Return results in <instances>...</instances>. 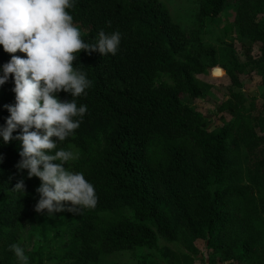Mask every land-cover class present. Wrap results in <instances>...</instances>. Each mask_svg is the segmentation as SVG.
<instances>
[{"label":"trees","instance_id":"trees-1","mask_svg":"<svg viewBox=\"0 0 264 264\" xmlns=\"http://www.w3.org/2000/svg\"><path fill=\"white\" fill-rule=\"evenodd\" d=\"M69 9L86 43L98 33L119 31L115 56L82 51L74 67L92 81L86 95L76 98L87 113L74 135L56 150L72 145L80 158L68 170L83 173L94 186L95 208L72 207L48 216L35 211L41 180L20 171L21 143L0 136V264H15L9 246L18 233L35 226L43 240L57 242L44 258L27 255L29 264H100L102 255L154 250L161 260L149 264H194L200 256L195 242L205 244L208 263L264 264V132L258 133L244 105L245 94H232L219 106L230 124L210 128L200 113L186 104L203 88L196 81L220 64L233 86L250 66L264 82V0H200L197 18H217L235 7L233 27L244 38L245 62L232 45L218 49L187 37L158 0H73ZM252 43L259 44L257 55ZM24 57L26 54L17 52ZM11 54L0 45V75ZM220 62V63H219ZM14 76L0 86V128L15 104ZM71 100L68 92L56 94ZM236 99V101H234ZM264 131V119H256ZM16 132L13 136L17 135ZM21 179L25 192L13 188ZM263 192V194H262ZM129 209L131 217L101 225L99 212ZM181 242L188 253L161 249L157 239ZM135 264V263H117Z\"/></svg>","mask_w":264,"mask_h":264},{"label":"clouds","instance_id":"clouds-1","mask_svg":"<svg viewBox=\"0 0 264 264\" xmlns=\"http://www.w3.org/2000/svg\"><path fill=\"white\" fill-rule=\"evenodd\" d=\"M73 7V0H0V45L11 54L3 65L0 86L14 76L16 100L4 105L10 116L0 136L4 143L20 141L21 160L16 167L28 170V178L41 180L35 211L43 214L47 210L48 216L64 211L65 202L72 206L69 211L97 205L94 186L83 173L66 167L78 154L56 150L53 137L63 142L74 135L88 111L76 100L92 86L87 74L74 67L79 54L86 50L89 55L98 51L102 56H115L121 43L119 31L106 34L103 30L95 43H86L68 11ZM61 91L70 93L72 99L61 101L56 95ZM13 189L25 192L24 180ZM9 248L18 264H29L24 247L13 243Z\"/></svg>","mask_w":264,"mask_h":264},{"label":"rangeland","instance_id":"rangeland-1","mask_svg":"<svg viewBox=\"0 0 264 264\" xmlns=\"http://www.w3.org/2000/svg\"><path fill=\"white\" fill-rule=\"evenodd\" d=\"M158 1L168 9L171 18L180 25L187 37L191 34L199 35L201 37V42L215 46L219 52L220 49L224 48L226 45H232L233 54L238 61H246L244 53L245 45L243 44L244 38L241 35L239 36L233 27L235 15V7L233 5L226 6L224 12L217 18H206L200 23L196 16L200 0ZM258 47V43H252L254 55L258 54ZM195 79L203 88L202 96L196 101L186 98L184 102L192 106L196 112L204 115L210 128L230 124L231 116L228 112H220L219 106L223 101L230 99L232 94L242 93L252 101L251 105H244V109L251 114L250 118L254 123L256 131L258 133L264 132L259 128L258 122H256V119H264V82L250 66L238 74L237 81L240 83L241 88L233 86L232 83H230L226 71L221 68L220 64L209 67L202 75L196 76ZM234 101H236V99ZM67 150H71L78 154V159L80 158V151L72 145L68 146ZM262 158L264 159V156H262ZM74 161L69 162V165ZM98 214V219L103 226H111L116 220L132 216V212L129 209L99 212ZM41 238L42 236L39 230L35 226L29 225L24 230L21 229L15 243H19L25 248L26 255L40 251L45 258L49 249L58 243L48 240L49 233L45 234L43 240H41ZM157 241L161 249H169L170 253H188L184 245L179 241L170 243L160 238H158ZM195 246L198 248L200 256L194 261V264H214L208 263L206 258H201L208 254V251H205V244L202 240L196 241ZM157 260H161V256L157 251L138 248L133 251L102 255L100 257V264L127 262L149 264ZM15 264H18L17 259L15 260ZM46 264H56V261L51 259L46 262Z\"/></svg>","mask_w":264,"mask_h":264}]
</instances>
